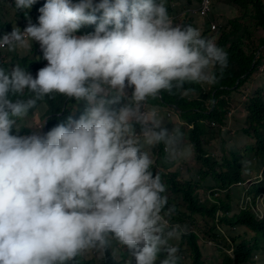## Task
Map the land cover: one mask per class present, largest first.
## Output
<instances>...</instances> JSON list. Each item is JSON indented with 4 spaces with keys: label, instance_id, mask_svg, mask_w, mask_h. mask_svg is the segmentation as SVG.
<instances>
[{
    "label": "clouds",
    "instance_id": "1",
    "mask_svg": "<svg viewBox=\"0 0 264 264\" xmlns=\"http://www.w3.org/2000/svg\"><path fill=\"white\" fill-rule=\"evenodd\" d=\"M7 2L2 56L35 41L47 64L35 77L19 64L10 72L0 68V264H70L87 249L106 247L109 237L135 264H156L161 252L160 264H176L179 249L170 241L183 229L165 218L174 209L162 215L166 188L150 170L154 162L145 146L162 143L173 160L190 159L192 146L180 129L162 127L146 101L185 82H217L212 68H225L227 53L191 25H175L192 14L217 31L213 0L207 17L200 0L173 18L164 0H46L38 23L29 20L24 28L7 22L14 24L16 9H31L37 0ZM85 25H96L94 32L76 34ZM126 88L134 89L131 96ZM26 90L32 96L23 99ZM53 93L86 101L84 113L47 133L13 135L18 120ZM122 100L127 103L117 107ZM259 174L245 178L240 208L251 204L262 220L264 193L256 205L246 198L261 182Z\"/></svg>",
    "mask_w": 264,
    "mask_h": 264
},
{
    "label": "trees",
    "instance_id": "2",
    "mask_svg": "<svg viewBox=\"0 0 264 264\" xmlns=\"http://www.w3.org/2000/svg\"><path fill=\"white\" fill-rule=\"evenodd\" d=\"M175 1L164 0L170 18L176 15ZM187 1L193 4L192 0ZM155 2L159 3V0ZM195 2L198 4L200 0ZM228 2L237 8L236 16L228 19L226 24H221L217 31H212L209 21L200 22L192 14L175 22V25H191L198 29L203 38L212 40L227 53V66L221 69L219 65H214L212 68L217 82L212 85L185 82L181 89L174 87L171 93L162 90L156 98H148L146 101L149 109L157 106L173 111V116L179 120L178 129L183 133L184 142L192 146L194 159L203 167L197 178L189 175L187 161L169 159L161 143L159 157L153 159L150 169L153 173L160 174L166 188L161 194L167 198L162 215L168 209H174L165 218L169 223L186 226L177 246L179 251L176 264H205L201 238L223 247L221 257L217 258L219 264H264V219L260 220L256 216L251 204L246 209L240 208V202L245 197H242L241 190H247V173L241 166L242 158L247 160L254 157L262 165L260 174L258 173L262 180L250 188L246 198L252 196L253 205H256L258 196L264 193V85H254L255 91L252 94L248 91L257 77L264 79V36L258 35L260 31H264V0ZM45 3L46 0H37L31 9H16L14 24L12 20L7 24L24 28L29 20L34 24L38 23L39 8ZM8 15L10 9L7 0H0V29L5 25L1 22V17ZM101 15L102 12L97 13L98 17ZM214 19L217 21L215 17ZM95 27L96 25H85L76 34L94 32ZM16 64L35 77L46 66L47 61L43 59L38 42L23 58L17 55L13 59L5 58L0 51V68L10 72ZM133 90L128 88L130 96ZM31 96L26 90L21 98L28 99ZM9 97L16 99L11 93ZM125 103L127 100H122L117 107ZM239 106L245 122L243 133L248 137L249 143L239 152L230 150L222 159H218L209 152L211 146L208 148L207 145H214L222 140L223 127L226 126L229 115ZM86 107V101L53 93L50 97L37 101L36 107L25 118L18 120V128L13 129L12 134H17L15 130L20 131L21 136L31 135V131L47 133L59 123L65 122L69 115L79 119ZM37 114L44 121L41 128L30 125ZM135 127L140 132V125ZM210 178L215 179L218 185H210ZM239 184L243 185L239 187ZM216 189L219 194L213 193ZM108 239L106 247L91 248L92 251L95 250V255L85 256L82 252L70 264H130L132 257L127 248L111 237ZM165 256L164 252L158 254L156 264H160L159 260H163ZM186 258L190 263L185 261ZM132 264H135L134 259Z\"/></svg>",
    "mask_w": 264,
    "mask_h": 264
},
{
    "label": "rangeland",
    "instance_id": "3",
    "mask_svg": "<svg viewBox=\"0 0 264 264\" xmlns=\"http://www.w3.org/2000/svg\"><path fill=\"white\" fill-rule=\"evenodd\" d=\"M176 13L182 12L188 5H193L195 0H192L193 4H190L187 0H176ZM228 0H213V7H214V13L211 18L215 17L217 22L221 25L226 24L227 20L230 18H234L236 16L237 8L232 6ZM9 17L3 16L1 17V22L5 23L6 20H8ZM215 20V19H214ZM206 21V20H203ZM202 22V20H200ZM201 25V24H200ZM259 36H264V31H260ZM35 44V41L30 44L27 48H20L16 52H9L8 50L3 52L4 57H9L11 59L15 58L17 55L19 58H23L27 55L28 50L33 47ZM254 85H264V79L262 77H257L255 83L253 86L249 88V93L252 94L255 91ZM126 94L130 96L128 92V88L125 89ZM122 103V102H121ZM148 108V107H147ZM154 108L157 109L160 117L163 119L162 127L167 128L170 132L174 128H179L180 123L177 117L173 116V112L162 107L155 106ZM241 107L235 108L233 112L229 115V120L227 121L226 126L223 127V138L222 140H218L214 145H207L209 152L213 155H215L218 159H222L223 155L226 153H229L230 150H233L235 152H239L240 149H242L244 146H246L249 142L248 137L243 133V129L245 127L244 118L241 116L240 113ZM170 113V115H169ZM37 117L31 121L30 125H36L38 128H41L42 125H44V121L40 120V115L37 114ZM207 143V141H205ZM225 143V144H224ZM213 146V147H212ZM145 150L150 152V156L153 159H156L159 157V145L156 147L148 148V146H145ZM169 159L170 156L168 155ZM188 167H189V175L194 176L195 178L198 177L199 171L203 168L201 165H198L196 160L194 159L193 153L190 159L186 160ZM182 162V160H181ZM241 165L243 166L244 171L247 173L245 178L247 179V182H250L252 177L257 175L259 173V170L262 168V165L260 162H258L254 157L250 159H243L241 161ZM209 184L212 186H217L218 182L210 178ZM252 185V184H251ZM240 187V186H239ZM243 193L245 192L244 189L241 190ZM213 193H220L218 189L213 191ZM242 193V195H243ZM170 194V193H169ZM211 195V194H210ZM236 206V204H235ZM236 210V209H235ZM234 210V211H235ZM237 213V212H235ZM170 227L174 225H180L183 230H186V226L182 225L181 223H169ZM181 239V233L179 235L178 239H173L170 241L171 244L175 245L176 247L179 245ZM201 245L204 247V253H205V264H219L217 258L221 257L222 251H224L223 247L219 244H216L214 242L205 240L201 238ZM85 256L95 255V250L92 251V249H87L83 252ZM187 263H190L189 259H185ZM160 262V260H159ZM260 262H262V256L260 255ZM253 264V263H252Z\"/></svg>",
    "mask_w": 264,
    "mask_h": 264
},
{
    "label": "built area",
    "instance_id": "4",
    "mask_svg": "<svg viewBox=\"0 0 264 264\" xmlns=\"http://www.w3.org/2000/svg\"><path fill=\"white\" fill-rule=\"evenodd\" d=\"M211 11H212V0H202L199 9L201 16L207 17L211 13ZM212 28L213 30L217 29V25L213 23Z\"/></svg>",
    "mask_w": 264,
    "mask_h": 264
}]
</instances>
